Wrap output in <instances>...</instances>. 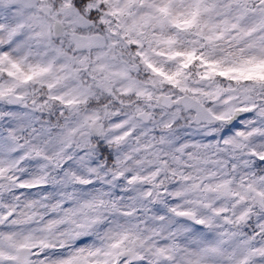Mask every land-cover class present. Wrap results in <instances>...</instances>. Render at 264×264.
<instances>
[{"label": "clouds", "instance_id": "1", "mask_svg": "<svg viewBox=\"0 0 264 264\" xmlns=\"http://www.w3.org/2000/svg\"><path fill=\"white\" fill-rule=\"evenodd\" d=\"M0 264H264V0H0Z\"/></svg>", "mask_w": 264, "mask_h": 264}, {"label": "snow or ice", "instance_id": "2", "mask_svg": "<svg viewBox=\"0 0 264 264\" xmlns=\"http://www.w3.org/2000/svg\"><path fill=\"white\" fill-rule=\"evenodd\" d=\"M178 55H179V53H178ZM194 58L203 60L202 56L194 57V55L192 53L187 54L188 63H191ZM205 63H208V62L206 61ZM209 68H210V71L219 72L220 75H227L229 71H232V69L220 70L215 63L209 64Z\"/></svg>", "mask_w": 264, "mask_h": 264}]
</instances>
